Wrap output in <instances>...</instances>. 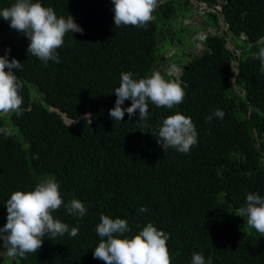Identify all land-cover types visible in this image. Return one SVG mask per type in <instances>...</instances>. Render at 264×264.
I'll return each instance as SVG.
<instances>
[{
    "label": "trees",
    "instance_id": "trees-1",
    "mask_svg": "<svg viewBox=\"0 0 264 264\" xmlns=\"http://www.w3.org/2000/svg\"><path fill=\"white\" fill-rule=\"evenodd\" d=\"M182 1L188 8L189 0ZM222 1L231 42L242 49L235 81L246 97L229 82L233 53L227 39L213 34L206 39L212 51L194 58L180 77L181 104L168 109L149 101L147 120H138L137 110L131 119L125 112L120 122L109 115L120 75L131 72L138 80L159 71L156 60L166 48L159 27L169 45L181 40L183 25L175 22L178 17L171 19L183 11L178 1L159 0L154 19L144 27L117 28L112 0H39L58 18L70 14L83 29V34L66 33L57 49L59 62L47 64L28 53L27 37L0 17V56L22 63L14 72L23 84L21 107H29L19 116L0 115V128L7 130L0 133V228L11 194L33 191L49 176L59 183L64 204L75 198L87 209L77 217L62 204L53 217L69 230L77 227L78 235L51 240L46 234L37 253L24 257L26 263L104 264L93 257L104 214L125 219L129 238L149 222L163 230L170 237L171 264H191L194 253H202L206 264L209 257L212 264H264V236L235 215L246 207L248 194L264 198V72L257 58L264 47V0ZM13 3L0 0V10ZM248 102L257 137L243 117ZM130 105L126 100L122 107ZM51 106L70 118L91 112L93 128L87 117L65 124ZM217 109L223 119L213 115ZM177 112L190 117L197 132L198 142L188 153L158 144L162 120Z\"/></svg>",
    "mask_w": 264,
    "mask_h": 264
},
{
    "label": "clouds",
    "instance_id": "clouds-1",
    "mask_svg": "<svg viewBox=\"0 0 264 264\" xmlns=\"http://www.w3.org/2000/svg\"><path fill=\"white\" fill-rule=\"evenodd\" d=\"M222 2L219 0L209 4L200 0V3L216 6L220 16ZM112 3L115 27H144L154 19L153 12L159 0H112ZM0 17L9 22L10 28L27 37L30 41L27 52L45 64L50 60L59 62L57 49L63 45L66 33L83 34V29L75 23L70 14L67 18H58L52 7H44L39 0L35 3L33 0H15L10 7L0 10ZM222 37L227 39L225 46L228 50L234 47L242 54V49L232 44L233 38L230 34ZM8 51L10 52V49ZM257 58L261 62V71L264 72V47L260 48ZM21 68L22 63L15 58L9 60L7 54L0 56V115L15 113L19 116L29 108L21 107L23 97L20 92L23 84L14 72ZM234 70L236 75L238 70L235 67ZM173 71L174 73L165 75H173L176 79H165L160 71H153L150 76L137 80L132 78L131 72H122L120 84L114 90L117 97L115 107L109 110L113 121H122L125 112L131 119L137 110L138 120H147L149 101L168 109L181 104L185 96L180 79L181 72L176 68H173ZM126 100H130L131 105L123 108ZM49 109L60 114L65 124H70L66 121L72 120V123L87 117L91 127L93 126L91 112L78 113L74 118H70L58 108L51 106ZM213 115L223 119L225 113L217 109ZM207 119L211 120L212 116ZM6 132L5 128H0V133ZM197 142V132L190 117L177 112L162 120V126L158 130V144L163 150L173 148L180 153H188ZM59 187L56 178L49 176L38 182L33 191H15L6 200L7 222L0 228V241L3 242L2 248L8 257H20L23 260L24 257L32 256L30 253H37L46 234H49L51 240L65 233L72 237L78 235L77 227L69 230L66 223L52 215L64 204ZM64 207L68 214L77 217H83L87 212L85 205L75 198L64 204ZM139 211L143 213L147 209L141 207ZM235 215L246 218L247 226L255 229L260 237L264 236V198L260 195L248 194L246 207L238 209ZM128 231L129 226L125 219H113L101 214L100 223L96 227L100 239L93 251L94 259L102 260L104 264H171L167 246L170 237L163 230H158L149 222L138 234L130 238L125 235ZM191 264H206L204 255L194 253ZM207 264H212L211 257L208 258Z\"/></svg>",
    "mask_w": 264,
    "mask_h": 264
},
{
    "label": "flooded vegetation",
    "instance_id": "flooded-vegetation-1",
    "mask_svg": "<svg viewBox=\"0 0 264 264\" xmlns=\"http://www.w3.org/2000/svg\"><path fill=\"white\" fill-rule=\"evenodd\" d=\"M173 1H178V4L182 5L183 7V11H178V13H174L171 17L173 21H175L177 17L179 18H177V21L175 22L177 24L180 23L181 25H183V32L179 35L181 39L180 42H175L169 45L165 42V28L162 26L159 27V31L163 35L160 45L162 47L165 45L166 50L164 49V54L160 56L159 60H156V65L159 67V71L163 75L167 74L170 70H173V68L178 69L182 75L184 71L189 70L190 66H192L194 58L200 57L206 52L212 51V49L208 48V46L206 45V39L208 36L213 34H218L221 37L224 35L229 36V33L227 31V23L224 22L222 13L221 16L219 15L220 11L216 6L210 5L209 8H202L201 10H199L191 3L190 0L188 8H186V6H183L182 0ZM189 12H193V15H191ZM215 16H217V24L214 21ZM181 42L191 48V50L187 53H184L183 56H181L178 52V44ZM1 242L2 241H0V248L3 247V243ZM3 252L6 257L5 260L8 261L9 264H12L11 261H13L14 264H28L24 261V259L22 260V258L20 257H8L6 255V251L3 250ZM0 264L5 263L4 261L0 260Z\"/></svg>",
    "mask_w": 264,
    "mask_h": 264
},
{
    "label": "water",
    "instance_id": "water-1",
    "mask_svg": "<svg viewBox=\"0 0 264 264\" xmlns=\"http://www.w3.org/2000/svg\"><path fill=\"white\" fill-rule=\"evenodd\" d=\"M191 3L198 7L199 10H201L203 7H207L209 8L210 6L205 4V3H200V1L198 0H190ZM219 15H220V12H219ZM232 50V53H233V61H232V64H231V67L229 69V75H228V78H229V82L230 84L233 86V88L239 93L241 94L243 97H246V93L243 89L240 88V86L237 85L236 81H235V70H234V67L236 70H238V62H239V59H240V50H237L236 48H231ZM171 73H174L173 70H170L168 72V74H171ZM252 111H253V108H252V104L250 102H248V109H247V112L244 114V120L248 122V124L250 125V129H251V132L254 136L257 137V122L255 121L254 119V116L252 115ZM82 114L79 116L81 117ZM78 117V118H79ZM72 120L70 121H66L67 123H71ZM93 127V126H92Z\"/></svg>",
    "mask_w": 264,
    "mask_h": 264
},
{
    "label": "rangeland",
    "instance_id": "rangeland-1",
    "mask_svg": "<svg viewBox=\"0 0 264 264\" xmlns=\"http://www.w3.org/2000/svg\"><path fill=\"white\" fill-rule=\"evenodd\" d=\"M191 15H193V12H189ZM192 28V27H191ZM177 30H178V27H177ZM181 38H183V37H181ZM179 45V50H178V52H179V54L181 55V56H183V54L184 53H187L188 51H190L191 50V48L189 47V46H187L186 44H184V43H179L178 44ZM166 50V49H165ZM164 54V53H163ZM1 243H3V242H1ZM3 248H0V260H2V261H4V263L5 264H9L8 263V261H6L5 260V254H4V252H3ZM3 254H4V256H3ZM12 262V264H14V262L13 261H11Z\"/></svg>",
    "mask_w": 264,
    "mask_h": 264
},
{
    "label": "bare ground",
    "instance_id": "bare-ground-1",
    "mask_svg": "<svg viewBox=\"0 0 264 264\" xmlns=\"http://www.w3.org/2000/svg\"><path fill=\"white\" fill-rule=\"evenodd\" d=\"M219 32V31H218Z\"/></svg>",
    "mask_w": 264,
    "mask_h": 264
}]
</instances>
